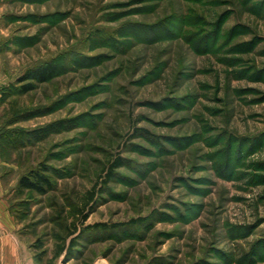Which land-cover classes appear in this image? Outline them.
<instances>
[{
	"label": "rangeland",
	"instance_id": "obj_1",
	"mask_svg": "<svg viewBox=\"0 0 264 264\" xmlns=\"http://www.w3.org/2000/svg\"><path fill=\"white\" fill-rule=\"evenodd\" d=\"M0 158L42 264H264V0H0Z\"/></svg>",
	"mask_w": 264,
	"mask_h": 264
},
{
	"label": "crops",
	"instance_id": "obj_2",
	"mask_svg": "<svg viewBox=\"0 0 264 264\" xmlns=\"http://www.w3.org/2000/svg\"><path fill=\"white\" fill-rule=\"evenodd\" d=\"M0 163H4L1 158ZM16 183V179L8 181L0 174V264H42L25 253L20 244L17 222L10 209L11 189Z\"/></svg>",
	"mask_w": 264,
	"mask_h": 264
},
{
	"label": "trees",
	"instance_id": "obj_3",
	"mask_svg": "<svg viewBox=\"0 0 264 264\" xmlns=\"http://www.w3.org/2000/svg\"><path fill=\"white\" fill-rule=\"evenodd\" d=\"M40 75L43 76H34L37 78H40V81H46V77L48 76V73L52 72V69L47 65L44 68H41L37 70ZM33 89V84L29 83L24 87V91H29ZM17 147V146H13ZM119 160H116L114 163H112L108 170V175L112 174L115 167H118ZM52 186V182L49 179L46 174H44L43 170L38 169H30L26 174L21 176V178L18 181V188L19 189H25V190H34L41 194L46 193L50 187Z\"/></svg>",
	"mask_w": 264,
	"mask_h": 264
}]
</instances>
